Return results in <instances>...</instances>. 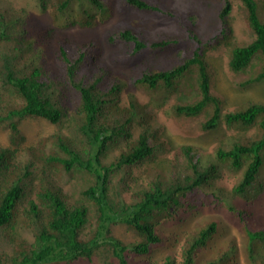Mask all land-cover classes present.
<instances>
[{"label": "trees", "instance_id": "16d2710c", "mask_svg": "<svg viewBox=\"0 0 264 264\" xmlns=\"http://www.w3.org/2000/svg\"><path fill=\"white\" fill-rule=\"evenodd\" d=\"M35 1L55 20L81 26L111 13L107 0ZM220 1L219 29L206 38L198 32L199 13L182 17L156 0L121 4L172 19L182 33L150 39L121 27L107 36L110 44L125 46L115 56L122 61L170 52L167 66L143 67L132 76V84L154 93V100L177 92L171 106L177 117L198 116L209 108L200 125L204 131L222 123L232 131L213 152L183 146L169 157L159 126L151 122L149 104L133 93L125 95L126 82L95 63V40L59 41L61 69L53 71L29 37L26 11L0 0V124L8 125L14 145L0 146V233L12 246L0 251V264H73L94 258L102 264H133L131 256L150 255L172 239L165 223L221 200L243 229L245 260L264 263V225L254 224L252 213L230 201L220 183L224 172L239 173L229 190L231 198L253 201L264 196V103L247 102L222 113L221 99L210 90L207 60V51L221 43L229 47L234 72L252 67L240 88L264 81V10L259 12L257 0H241L255 37L237 44L227 18L231 3ZM25 118L44 119L55 130L18 147V128ZM76 175L83 182L77 193L65 189L66 179ZM117 223L140 239L125 243L114 237L111 225ZM217 225L212 220L181 235L177 248L155 264H239L234 242L214 255L202 254Z\"/></svg>", "mask_w": 264, "mask_h": 264}, {"label": "rangeland", "instance_id": "374dc122", "mask_svg": "<svg viewBox=\"0 0 264 264\" xmlns=\"http://www.w3.org/2000/svg\"><path fill=\"white\" fill-rule=\"evenodd\" d=\"M16 8H22L27 13V28L29 37L40 46L44 53L47 66L53 71L60 73V65L57 58L58 42L82 43L95 40L98 43L95 63L103 65L113 75L120 76L125 82L124 94H135L141 101L149 104L151 109V122L159 126V134L164 141V154L172 157L179 154L183 146H191L202 153L213 152L218 144L225 140L232 132L224 124L214 130L204 131L200 125L208 117L206 108L200 115L194 117H177L171 113V106L176 102L177 92L171 93L162 99L154 100V93L142 86H135L131 82L132 76L143 67L162 68L167 66L166 61L173 55L163 52L159 55H141L135 60L126 62L115 56L125 51L121 44H110L107 36L110 31L121 27H129L150 39H159L164 35H178L182 29L178 22L165 17L152 15L130 8L122 7V0H107L110 6V15L107 18L96 21L91 26L69 24V21L55 20L50 11H40L35 0H7ZM161 4L175 9L184 17L188 12L194 11L200 14L201 23L198 28L199 34L206 38L219 29V11L222 7L220 0H156ZM231 10L228 21L232 30V41L237 44H247L255 37L248 26L246 12L241 0H229ZM259 12L264 10V0H257ZM229 47L217 44L207 51V60L210 65L211 79L210 90L212 94L222 101L221 111L233 110L247 102L264 103V81L247 87H239L241 82L252 71L248 66L242 73L234 72L229 67ZM256 60H253V64ZM253 68H255L253 66ZM20 100H16L17 104ZM68 103L73 106L72 98ZM18 147H26L36 143L41 137L54 132V125L40 118H25L19 124ZM253 135L254 132H248ZM20 138V139H19ZM0 146L13 148L10 139V129L6 123L0 124ZM239 173L224 172L220 183L223 184L226 196L234 204L246 208L252 213V221L256 225H264V196L253 201L241 198H231L229 190ZM83 184L79 176L66 179L65 189L76 192ZM215 220L217 231L213 239L201 252L203 255H214L215 252L229 246L234 242L237 250L239 264H249L244 257L245 236L236 217L226 210L224 201L216 203L206 202L190 212H183L180 220L168 221L164 224L167 232L177 236L176 241L169 239L165 244L157 247L150 255L130 257L133 264H155L163 256L177 248L181 235H188L202 224ZM111 233L125 243L140 239L136 231L123 223L111 225ZM12 246L0 233V251H10ZM73 264H102L97 259L91 261L79 260ZM111 264H117L112 261ZM264 264V263H263Z\"/></svg>", "mask_w": 264, "mask_h": 264}]
</instances>
